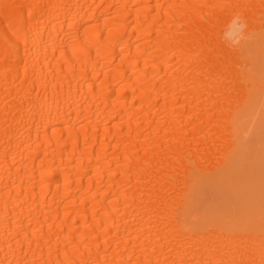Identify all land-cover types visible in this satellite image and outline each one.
Returning <instances> with one entry per match:
<instances>
[{
  "label": "bare ground",
  "instance_id": "6f19581e",
  "mask_svg": "<svg viewBox=\"0 0 264 264\" xmlns=\"http://www.w3.org/2000/svg\"><path fill=\"white\" fill-rule=\"evenodd\" d=\"M0 264H264V0H0Z\"/></svg>",
  "mask_w": 264,
  "mask_h": 264
}]
</instances>
